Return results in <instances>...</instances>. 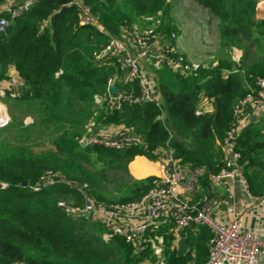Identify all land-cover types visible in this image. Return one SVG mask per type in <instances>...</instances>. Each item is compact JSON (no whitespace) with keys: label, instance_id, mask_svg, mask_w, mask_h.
<instances>
[{"label":"trees","instance_id":"16d2710c","mask_svg":"<svg viewBox=\"0 0 264 264\" xmlns=\"http://www.w3.org/2000/svg\"><path fill=\"white\" fill-rule=\"evenodd\" d=\"M4 1L0 0V5ZM83 1L104 32L81 23L79 8L67 5L69 0H38L17 17L6 15L8 25L5 31L0 30V81L9 78L10 68L16 70L22 85L13 100L37 105L41 116L36 123L51 136L52 145L36 152L0 135V180L9 184L0 189V264H158L151 244L137 251L134 243L120 235L105 239L107 229L101 221L75 217L66 209V202L84 206L85 195L107 201L108 171H129L128 164L135 156L154 160L157 150L167 148L180 163L205 167L197 200L209 194L211 175L225 165L222 142L235 118L234 104L255 87L257 76H264V19L256 18L260 0H193L217 19L222 49L242 50L240 61L220 58L216 66L188 75L168 69L174 78L158 76V100L125 101L119 109L104 102L96 128L124 125L143 144L120 149L82 145L86 123L94 116V96L105 94L106 82L115 71L106 62L96 64L84 43L99 38L105 44L109 35L121 36L140 16L156 17L164 11L166 17L169 2L175 0ZM165 23L159 30L168 35L174 25L167 19ZM133 88L139 92L137 85ZM6 97L11 98L9 92ZM207 104H213L214 109L196 114ZM186 145L200 149L210 169L205 158ZM234 147L250 192L264 195V121H250L236 137ZM48 170L60 173L66 182L34 191L32 186ZM24 182L28 185L23 186ZM151 185L135 180L129 189L131 197L121 201L141 197ZM152 232L163 234L164 264L191 263L187 255L178 254L171 221ZM213 236V231L201 224L186 230L184 241L194 263L207 262Z\"/></svg>","mask_w":264,"mask_h":264},{"label":"built area","instance_id":"2783aa9c","mask_svg":"<svg viewBox=\"0 0 264 264\" xmlns=\"http://www.w3.org/2000/svg\"><path fill=\"white\" fill-rule=\"evenodd\" d=\"M38 0H5L0 5V30L5 31L8 21L6 15L12 18L28 11ZM67 5H75L80 10V21L83 24H91L101 32L104 27L99 19L92 13L91 7L83 0H69ZM147 17V16H146ZM153 22L151 26L139 28L134 26L124 29L121 36L109 35L107 43L93 55L96 64L104 62L114 68L121 67L125 70L126 86L119 87L116 83V75L113 73L106 82V92L103 96L95 95L96 100H103L111 107L119 109L123 102H147L159 99L158 84L153 75L146 72V65L159 70L167 66L178 75H188L201 69L209 68V63L192 61L185 57L178 47L176 40L178 35L171 32L166 35L159 30L160 20L157 16L147 17ZM108 59V60H107ZM216 66V63H213ZM9 71V78L0 81V96L14 98L19 94L21 79L19 74ZM148 71V70H147ZM133 84L137 85L136 93ZM115 86L117 91L112 90ZM100 96V97H99ZM264 108V76H257L255 87L239 99L233 107L234 121L222 142L224 152V167L211 175L210 193L197 200L199 192V177L205 172V167H190L182 164L172 156V149L167 148L171 163L162 166L160 175L153 178L150 189L136 201L128 205L104 206L99 205L89 195H85L86 204L80 215L90 217L93 221H101L109 230L103 237L109 239L112 235H120L127 242L134 243L137 251H143L148 244L152 245L154 253L161 264H164L162 256L163 234L149 236V231H157L167 221L173 223L174 231L184 238L185 232L193 224H201L209 227L214 236L210 241V253L205 264H264V237L252 227L244 225L242 217L234 207L227 208L230 217L227 222L221 223L214 216V210L218 204L216 187L220 182L240 184L248 197L257 199L249 189L248 181L242 167L238 163L239 153L235 150L234 143L244 127L248 124V113L252 110ZM207 110V105L198 109L196 114ZM2 118V113L0 114ZM95 122L88 127L87 143L100 144L115 148H124L132 144H143L141 138L124 125L117 126L113 132L106 127L93 131ZM126 131V132H125ZM164 150V149H163ZM157 150L155 153L158 155ZM63 177L53 170L46 171L40 176L39 181L32 186L34 191H41L46 187L55 185ZM7 182L0 180V189L8 187ZM65 206L64 202L58 203ZM66 209L77 214L76 209L67 204ZM118 211L134 217L137 211H142L141 221L126 224L117 221ZM13 264H26L22 261Z\"/></svg>","mask_w":264,"mask_h":264},{"label":"rangeland","instance_id":"374dc122","mask_svg":"<svg viewBox=\"0 0 264 264\" xmlns=\"http://www.w3.org/2000/svg\"><path fill=\"white\" fill-rule=\"evenodd\" d=\"M168 10L169 13L166 17L164 11H161L157 16V18L160 20L159 22L161 23L160 27H163L164 24H167L165 23L166 19L169 21V23L174 25L175 30L173 29V31H175L178 35L176 43L178 45L179 43H184V45H186V50L181 47L180 52L189 60L206 62L209 63V66H213V63L218 64V60L220 58L228 59L229 57L231 58L233 56L234 49H222V40L218 33L219 30L217 28V19L214 18L209 12L204 10V8H202L196 2L193 0L170 1ZM152 24L153 22L146 16H140L136 18L134 26L145 28L147 26H151ZM160 32L164 33L163 30H160ZM103 45L104 43L99 38H97L93 42H85L84 50L86 52H91L94 55V53L100 50L101 46ZM168 69L169 68L167 66H163L159 70H154L158 72V76H163L166 74L168 77L173 79L174 74H172L169 71L170 69ZM151 71H153V69H151ZM21 85L22 82L20 86ZM103 103L104 102L101 98L100 100H96L94 97V116L86 123V129L81 141L84 138H87L89 135L88 126H91L92 123L98 121ZM0 107L2 108L0 109V114L3 110L4 114H2V118H4L5 121L0 126L1 136L9 137L10 141L14 144L22 145L23 143L36 152L45 151L52 147L51 136H48L46 132H44V130L36 123L38 119L40 120L41 115H39L40 113L38 112L37 105L35 103L17 102L14 101L13 98H7L6 96H3L0 98ZM96 130V126H94L93 131L95 132ZM135 158L136 156L128 164L129 171H125L121 168L111 169L108 171V190L106 191V197L108 200L103 202L96 201L97 204L104 206L113 205L119 207L128 205L129 203L136 201L138 198L129 202H123L121 201V198H125L128 195L131 197L132 193H130L131 191L129 189L135 180H144L149 184L153 181V178L157 175L137 177L135 176L137 175V171L133 166L134 174L131 172L130 165L135 160ZM157 160L158 159L156 158L151 161L156 163ZM61 180L66 181L64 177ZM66 203L76 209L77 214L75 217L81 216L80 213L84 206H74L75 202L73 200ZM118 213L122 216L125 214L120 211H118ZM128 213H130V211H128ZM108 232L109 230L107 229V232L105 233ZM152 234V231L148 232L149 236H153ZM143 264L157 263L146 261ZM158 264H161L160 261Z\"/></svg>","mask_w":264,"mask_h":264},{"label":"crops","instance_id":"0c3cea01","mask_svg":"<svg viewBox=\"0 0 264 264\" xmlns=\"http://www.w3.org/2000/svg\"><path fill=\"white\" fill-rule=\"evenodd\" d=\"M206 10V9H204ZM207 11V10H206ZM208 12V11H207ZM256 18L257 19H264V0H260L256 6ZM179 49L183 47L186 50V45L184 43H179ZM233 56L231 57L232 60L239 62L242 57V50L233 48ZM213 62V61H212ZM217 64V63H216ZM146 72L153 75L155 81L157 82L158 79V72H156L152 66L146 65ZM153 69V71H151ZM148 70V71H147ZM13 72V69H10ZM244 72V71H243ZM245 73V72H244ZM114 74L116 75L117 85L119 87L126 86V74L125 70L121 67H116ZM158 83V82H157ZM214 109L213 104H207V110ZM248 123L254 120L264 121V108L260 110H252L248 113L247 117ZM121 126V125H119ZM117 126L109 127V129L113 132V130H117ZM126 132V131H125ZM167 150H160L158 151L157 161L156 163L149 160L145 156H136L135 160L130 165L131 172L133 173V167L137 171L135 176H150V175H160L162 171V166H167L168 163H171L170 159L168 158L169 155L166 152ZM263 159V158H262ZM133 166V167H132ZM134 174V173H133ZM216 196L218 199V204L214 210L215 218L221 222L225 223L228 221L230 214L227 211L228 206L234 207L236 211L242 217L243 223L247 227H252L253 229L257 230L262 237H264V195L255 196L257 199L250 198L247 196L244 188L237 183H230V182H220L216 187ZM129 213L126 212L123 216L118 215L116 218L119 223H138L140 222L141 216H143L142 211H137L134 217L129 216ZM176 241L175 246L179 248L180 242L184 240L182 238L183 234H179L176 232ZM186 233V232H185ZM188 252V251H187ZM190 264L194 263V260L191 261Z\"/></svg>","mask_w":264,"mask_h":264},{"label":"water","instance_id":"95a60500","mask_svg":"<svg viewBox=\"0 0 264 264\" xmlns=\"http://www.w3.org/2000/svg\"><path fill=\"white\" fill-rule=\"evenodd\" d=\"M112 90H113L114 92L117 91V89H116L115 86H112ZM4 122H5L4 119H1V118H0V126H1ZM81 144H82V145H86V144H87V139L84 138V139L81 141ZM186 147H187L188 149H190V150H193V151L199 152V153L205 158L204 153H203L200 149L195 148V147H191V146H188V145H186ZM205 163H206V165H207V168L210 169L209 161H208L206 158H205ZM27 185H28L27 182H24V183H23V186H27ZM187 251H188L187 245H186L185 241L182 240V241L180 242V246H179V248H178V254H179V256L187 255V259H188V261L191 262V261L193 260V255H192L191 253H188Z\"/></svg>","mask_w":264,"mask_h":264},{"label":"bare ground","instance_id":"6f19581e","mask_svg":"<svg viewBox=\"0 0 264 264\" xmlns=\"http://www.w3.org/2000/svg\"><path fill=\"white\" fill-rule=\"evenodd\" d=\"M0 109H2V108L0 107ZM2 114H4V113H3V110H2Z\"/></svg>","mask_w":264,"mask_h":264}]
</instances>
